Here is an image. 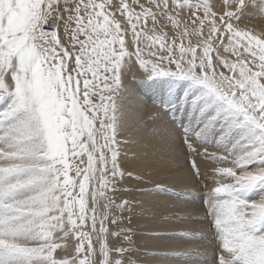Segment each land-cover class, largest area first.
I'll list each match as a JSON object with an SVG mask.
<instances>
[{
  "label": "snow or ice",
  "instance_id": "6c2138e0",
  "mask_svg": "<svg viewBox=\"0 0 264 264\" xmlns=\"http://www.w3.org/2000/svg\"><path fill=\"white\" fill-rule=\"evenodd\" d=\"M251 15L264 0H0V264H141L132 193L151 192L124 187L137 72L179 114L182 144L166 135V154L186 147L196 178L197 158L212 162L203 194L156 184L206 204L174 217L183 246L161 255L264 264V31L241 25Z\"/></svg>",
  "mask_w": 264,
  "mask_h": 264
},
{
  "label": "bare ground",
  "instance_id": "6f19581e",
  "mask_svg": "<svg viewBox=\"0 0 264 264\" xmlns=\"http://www.w3.org/2000/svg\"><path fill=\"white\" fill-rule=\"evenodd\" d=\"M213 3L217 8H223V0H213ZM241 25H247L257 31H264V22L258 20L257 17H246L241 22ZM127 83L129 93L126 105L133 117L131 126L126 131V137L132 141L129 145L130 150L128 151V167L129 170L133 171V178L127 182V185L129 188L138 185L151 192V194H141L135 191L132 193L139 201L133 226L138 230V233L135 234V239L142 250L139 251L141 264H172L171 261H166L161 254L178 250L183 246V242L175 240L178 243H173L174 239H169L171 233L184 231L182 228L173 227L174 223H176L174 217L182 216L185 213H192L194 217H198L202 215L203 210H198L201 208V204L191 198L188 201H176L166 197V194L163 192L165 195L157 193L154 187L156 184L168 185L170 187H194L197 192L201 188L196 183L197 179L188 173L186 168L183 167V175L178 176L176 174L177 164L189 168L186 161L183 158L176 161L175 156L167 155L163 148L166 135L155 134L152 131L153 129L144 126V116L148 114L150 106L132 95L133 86L130 85L129 79ZM130 93L131 95H129ZM162 124L164 123L161 122ZM137 176L142 177V179L137 180ZM181 176H185L186 179L182 180L179 184L172 183V181L178 180ZM172 204H174V207L171 209ZM187 223L201 226L204 222L193 220ZM153 257L157 258L153 259Z\"/></svg>",
  "mask_w": 264,
  "mask_h": 264
},
{
  "label": "rangeland",
  "instance_id": "374dc122",
  "mask_svg": "<svg viewBox=\"0 0 264 264\" xmlns=\"http://www.w3.org/2000/svg\"><path fill=\"white\" fill-rule=\"evenodd\" d=\"M251 11H255V10L252 9ZM248 17L249 18L250 17H253V18L257 17L258 20L264 22V16L251 15V16H248ZM252 20H254V19H252ZM139 75L140 74L137 72V73H135V78L133 77V75H129L128 79H129L130 85L133 86L132 87L133 88L132 95H134L136 98H138L141 102H143V103L147 104L148 106H150L148 114L144 116L145 117L144 118V121H145L144 126L147 127V128L153 129L152 131L155 134L156 133H160L161 135L165 134L167 136L169 134V136H172V137L176 138V140L178 141V144H182L183 131H182L181 127H180V123L178 122L179 114H176V117H174L171 112H167V110L162 109L159 106L158 97H157L156 92L154 90L150 89L149 87H147L146 85H144L143 83H141L139 81ZM140 91H141V93H140ZM129 95H131V93ZM152 110H154V111H152ZM155 113H159L160 114V118L159 119H157L155 117V115H154ZM162 118H163V120H162ZM161 122H163L164 124L161 125ZM165 128H166V130H165ZM167 128H169V130H167ZM166 133H168V134H166ZM159 137H161V136H159ZM163 148H164V151L167 153V149L165 148V144H163ZM210 150L216 151V149H210ZM175 158H176V161H178V160L183 158L186 161V164L188 165V167L191 169V165L188 162L191 157L189 156L188 150L186 149V147L183 149V152L178 154V155H176ZM201 163H202L203 167H202ZM197 164L200 166V168L202 167L201 170L203 172H205L206 176L208 177V179H204V177L196 178L194 176L195 179H197V181H196L197 185L200 186V188H201L200 191L197 192V193L203 194V193L207 192V188L204 187L205 184H208L209 186H214L213 172H212V168L210 167L212 162H206L202 158H197ZM223 166H230V165H223ZM184 168H186L187 172L190 173V169L189 168H187L186 166H184ZM184 179H186V177L185 176H181L178 180L172 181V183L179 184ZM166 186H168V185H166ZM124 187L125 188H129L127 183L124 185ZM155 188H156V185H155L154 189ZM168 188H169V193H170L174 187L168 186ZM160 193L163 194L162 192H160ZM163 195H165V194H163ZM166 197L172 198V199H174L176 201H180L177 198L171 196L170 194H166ZM196 199H194V200L201 204V206H200L201 208L198 209V210H203V212H204V210L206 209V204L203 203L199 199L198 196H197ZM173 207H174V204H172L171 209ZM133 228H134V233L135 234L138 233V230L134 226H133ZM134 240H136L135 239V235H134ZM173 243H178V242L174 240ZM171 246H173V244H171ZM136 247L138 248L139 251L141 250L139 248V244H138L137 240H136Z\"/></svg>",
  "mask_w": 264,
  "mask_h": 264
}]
</instances>
